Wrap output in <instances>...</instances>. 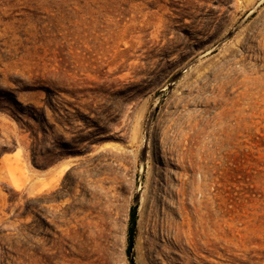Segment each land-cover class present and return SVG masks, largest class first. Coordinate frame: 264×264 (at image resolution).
<instances>
[{"label":"rangeland","instance_id":"374dc122","mask_svg":"<svg viewBox=\"0 0 264 264\" xmlns=\"http://www.w3.org/2000/svg\"><path fill=\"white\" fill-rule=\"evenodd\" d=\"M258 1L0 0V264H264Z\"/></svg>","mask_w":264,"mask_h":264},{"label":"water","instance_id":"95a60500","mask_svg":"<svg viewBox=\"0 0 264 264\" xmlns=\"http://www.w3.org/2000/svg\"><path fill=\"white\" fill-rule=\"evenodd\" d=\"M263 4H264V0H259L257 2V4L247 12L245 18L238 24V27L241 26L245 22V20L248 17H250ZM219 45H220V43H218L214 48H212L208 52L214 51ZM142 176H143V167L139 171L138 184H137L138 190H139L140 185H141ZM137 215H138V205L134 204L133 208H132L131 224H130V229H129L130 232H129V248H128V250H129V254H130L131 258H132L133 247H134V236H135L136 226H137Z\"/></svg>","mask_w":264,"mask_h":264},{"label":"trees","instance_id":"16d2710c","mask_svg":"<svg viewBox=\"0 0 264 264\" xmlns=\"http://www.w3.org/2000/svg\"><path fill=\"white\" fill-rule=\"evenodd\" d=\"M129 251V250H128Z\"/></svg>","mask_w":264,"mask_h":264}]
</instances>
